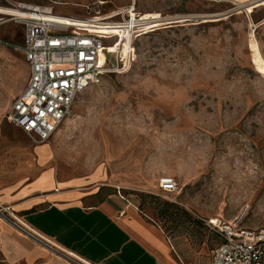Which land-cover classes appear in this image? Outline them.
<instances>
[{"label":"rangeland","instance_id":"rangeland-1","mask_svg":"<svg viewBox=\"0 0 264 264\" xmlns=\"http://www.w3.org/2000/svg\"><path fill=\"white\" fill-rule=\"evenodd\" d=\"M10 1L72 16L134 1L175 22L136 41L127 72L78 96L47 142L60 176L91 175L119 190L164 228L181 264H212L221 237L206 220L264 230V73L252 51L255 40L264 57V0ZM0 19L1 189L33 178L39 165L37 143L8 120L29 78L25 55L10 46L22 43L24 28ZM165 178L174 190L161 186ZM165 201L185 210L181 217L160 216Z\"/></svg>","mask_w":264,"mask_h":264},{"label":"built area","instance_id":"built-area-1","mask_svg":"<svg viewBox=\"0 0 264 264\" xmlns=\"http://www.w3.org/2000/svg\"><path fill=\"white\" fill-rule=\"evenodd\" d=\"M6 2L19 13L5 16L24 28L23 42L10 46L23 52L30 69L27 85L11 106L8 120L37 144L51 140L81 93L104 76L122 74L132 67L140 37L173 24L170 19H145L147 15L137 10L134 1L110 12L85 16L56 13L50 6ZM126 44L125 59L118 49L122 47L123 52ZM161 186L172 191L176 182L165 178ZM4 209L9 213L10 207ZM206 225L223 238L212 252V264H264V230L251 231L219 218L206 220Z\"/></svg>","mask_w":264,"mask_h":264},{"label":"crops","instance_id":"crops-1","mask_svg":"<svg viewBox=\"0 0 264 264\" xmlns=\"http://www.w3.org/2000/svg\"><path fill=\"white\" fill-rule=\"evenodd\" d=\"M46 143L38 173L0 189V264H181L156 220L95 176H60Z\"/></svg>","mask_w":264,"mask_h":264},{"label":"bare ground","instance_id":"bare-ground-1","mask_svg":"<svg viewBox=\"0 0 264 264\" xmlns=\"http://www.w3.org/2000/svg\"><path fill=\"white\" fill-rule=\"evenodd\" d=\"M240 4L243 7L245 6L244 4H242L240 0H235L234 5L238 6ZM17 13H19V10L15 7L0 5V15H10V14H17ZM145 14L147 15L145 19H154L155 21H159V22L165 21V18H166V17L164 18V16L160 14L159 12H145ZM262 23H264V21H262L261 24ZM118 50L120 54L123 56V58L126 59L128 56L129 45L126 44V46H124L123 52H122V47L119 48ZM252 51H253V61H254L256 70L261 73H264V57L262 56L260 52L258 42L255 40L252 41Z\"/></svg>","mask_w":264,"mask_h":264},{"label":"trees","instance_id":"trees-1","mask_svg":"<svg viewBox=\"0 0 264 264\" xmlns=\"http://www.w3.org/2000/svg\"><path fill=\"white\" fill-rule=\"evenodd\" d=\"M170 208H174L173 211H170ZM141 211H143V210L141 209ZM181 211H185V210H182V208H180L177 204H175L173 202L165 201L163 203V207L160 208L159 215L174 221V220H177L179 217H181V215H180ZM185 213H188V212H185ZM217 235H219V234H217Z\"/></svg>","mask_w":264,"mask_h":264},{"label":"water","instance_id":"water-1","mask_svg":"<svg viewBox=\"0 0 264 264\" xmlns=\"http://www.w3.org/2000/svg\"><path fill=\"white\" fill-rule=\"evenodd\" d=\"M175 22H173V24H174Z\"/></svg>","mask_w":264,"mask_h":264}]
</instances>
